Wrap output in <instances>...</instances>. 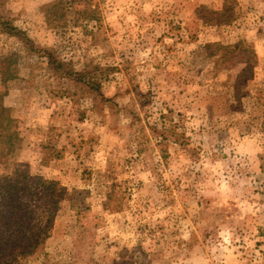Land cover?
<instances>
[{
  "label": "rangeland",
  "instance_id": "1",
  "mask_svg": "<svg viewBox=\"0 0 264 264\" xmlns=\"http://www.w3.org/2000/svg\"><path fill=\"white\" fill-rule=\"evenodd\" d=\"M0 16L20 30L0 32V174L63 188L13 264H264V0H0Z\"/></svg>",
  "mask_w": 264,
  "mask_h": 264
},
{
  "label": "trees",
  "instance_id": "2",
  "mask_svg": "<svg viewBox=\"0 0 264 264\" xmlns=\"http://www.w3.org/2000/svg\"><path fill=\"white\" fill-rule=\"evenodd\" d=\"M0 32L20 36V30L2 16ZM46 53L54 72L71 75V71H61L63 61ZM14 134L9 132L8 145ZM62 190L57 181L32 175L25 168L17 167L12 173L0 174V264H13L43 245Z\"/></svg>",
  "mask_w": 264,
  "mask_h": 264
}]
</instances>
